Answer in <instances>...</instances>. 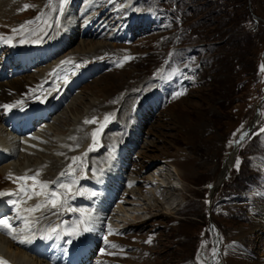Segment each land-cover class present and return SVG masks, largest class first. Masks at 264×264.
Masks as SVG:
<instances>
[{
    "label": "rangeland",
    "instance_id": "1",
    "mask_svg": "<svg viewBox=\"0 0 264 264\" xmlns=\"http://www.w3.org/2000/svg\"><path fill=\"white\" fill-rule=\"evenodd\" d=\"M14 1L17 4L16 14L23 17L22 20L15 18L16 22H10L11 31L20 28L30 17L40 14L39 10L31 8L43 2ZM130 1L135 5L136 12L123 8L126 0H116L113 12L108 5L103 7L105 1L96 0L94 6L93 3L87 5L85 0H77L79 5L76 9L79 14L82 13V18L77 23H69L77 35L75 33L74 38L68 43L66 41L63 51L59 52L63 53L61 60L67 57L64 62L77 67L75 75L80 71L77 79L81 86L70 93L73 95L81 90V94L74 100L79 105L71 103L69 108H66L67 103L74 97L71 95L66 99L67 96H64L57 108V119L55 116L53 119L50 117L47 123L53 126L50 133H56V128L64 127L69 135L77 125L91 129L86 138H89V143L92 140L91 148L94 150L89 149L90 152L85 154L81 163L72 160L73 165L68 168L77 165V171H68L73 179L82 171L83 175L78 179L79 190L90 187L92 180L85 182L87 179L84 175L93 169L91 160L103 157L114 147H106V134L114 131L116 125L117 128L130 125L125 131L121 129L123 135L136 137L130 145L132 150L126 161L129 170L124 173V177L128 176L131 181L137 179L133 185H128L125 184V178L123 184L118 185L117 188L125 195L120 196L122 198L113 196L110 203L113 212L101 224L100 237H95L99 234L97 231V235L92 234V229L87 228V238L90 242L99 239L94 247L96 252L100 243L106 242L108 246L110 233L119 235V238L124 237V231L126 234H136L134 237L129 235L119 244L122 245L120 251L123 256L120 253L122 259L117 260L116 264H206L219 235L223 246L218 261L219 264H227L226 247L236 238L240 239L231 234L249 229L246 237L242 238L243 246L264 264V225L250 229L251 209L245 204L250 203L245 200L249 199L247 193L250 191L257 189L264 194V172L254 169L252 163L255 155L264 157V0ZM97 8L101 18L111 21L114 29L106 22L100 24L101 21L94 28L82 29L84 18L91 16V12ZM91 28L93 35L85 36ZM82 40L92 42L93 45L87 44L91 49L101 42H118L121 45L110 52L108 48L111 46L101 47L95 56L87 57L85 51L90 49L87 47L85 50L80 46ZM94 59H99L103 66L99 65L94 71L88 70L89 75L81 77L84 69L95 65ZM39 68L42 65L32 67L25 75L37 74L47 67ZM114 73L119 78L106 77V74ZM117 81L122 87L119 90L114 88ZM106 83L112 90L103 94L98 89ZM165 84L168 86L163 92ZM151 85L154 86L153 93L161 96V104L150 108L151 103L158 99L150 98L152 91L148 92V88ZM177 91L184 94L176 97ZM91 97L98 99L102 108H96L95 113L89 114L83 121H70L71 112L80 116L83 109L91 110L87 107ZM131 109L138 110L135 121H142L139 130L136 123L134 128L127 121ZM258 109L261 111L258 122L246 137L239 140L242 142L237 143ZM84 113L86 116L87 112ZM106 117L110 119L104 121ZM181 120L193 128H204V135L200 131L203 137L198 136L200 138H194L193 143H188L185 129L179 122ZM35 126L31 132L36 131L39 124ZM131 128L133 132L128 131ZM121 139L117 138L115 142L120 143ZM44 144H37V148L31 149L34 150L32 153L22 154L26 165L35 162L38 165L45 158L43 154L51 152ZM179 149H185L192 167L182 173L177 170L172 171L173 174L171 171L160 172L158 168L166 164L165 160L175 156ZM232 153L234 157L228 170L225 168L226 160ZM169 167L170 164L167 165ZM39 172H43L41 167ZM39 172L37 175H40ZM166 173L174 177L173 189L163 183L166 182ZM31 176L29 174L27 177ZM73 179L64 177L57 182L48 180L50 184L47 188L54 185L56 188L49 189L60 191V182L71 180L70 184H77ZM157 181L162 182L158 189L154 184H160ZM36 186L37 190L39 185ZM130 190L131 194H128ZM59 194L56 193L54 199L58 197L60 203L62 194ZM81 199L69 200L72 203L68 206L77 209L73 203L81 205L84 201ZM42 216L46 217V212ZM213 222L219 227L214 233L211 228Z\"/></svg>",
    "mask_w": 264,
    "mask_h": 264
},
{
    "label": "bare ground",
    "instance_id": "2",
    "mask_svg": "<svg viewBox=\"0 0 264 264\" xmlns=\"http://www.w3.org/2000/svg\"><path fill=\"white\" fill-rule=\"evenodd\" d=\"M85 1L86 4L88 3L91 5V3H93L94 6L96 5V0ZM99 1H102V3L103 1H105V5L103 7L106 8V5H108V8L111 10V12H113V10L116 8L114 6V2L116 0ZM46 2L47 0H43V2L40 3L37 7L33 6L31 8V10H39L40 14H38L36 18L33 17L35 18L34 20L32 17H30L25 25H21L20 28L24 27V29L19 32L20 34L22 32L25 33L19 35L11 31L12 23L10 22H16L19 19L22 20L23 15L16 14L17 4H15L14 0H0V60H2L0 61V147L2 148L0 149V219H5L12 225V229L14 230L13 235L16 237L14 239L13 235L7 234V230L4 229L3 226H0V253L6 255L5 260H3L2 255L0 256V259L6 261L7 264H50L48 260L45 259L46 254H48L53 257L55 261L53 264H63L64 260L69 255L71 256L72 260H74L75 264H116L115 262H117V260H121V256H123V253L120 251L122 245L119 244H121L125 238H129V235H132V237H134L136 234L134 235L133 232L126 234L124 231V237L119 238V235H114L115 233L112 235L110 233L108 236L109 242L107 241L108 246H106V242H102L99 244V248L95 252L94 247L96 243H98L97 240L99 239H93L94 243L90 242L86 234L88 233V231L85 229H92L91 233L96 235L99 233L95 237H100V234H102L101 227H103L101 224L103 223V221L105 222V220L108 219L109 214L113 212L110 207V203H112L114 199L113 196H116L118 198L125 195V193L121 192L120 188H117L118 185L123 184L125 178V184L127 183L128 185H133L135 183L137 177L136 179L131 181L128 176L124 177V173H127L129 170L126 161L129 159V156L131 154V142L134 143L136 137L133 135L125 137L121 130L117 131L115 129L114 131L106 134V147L108 145L114 147L109 149L107 153L103 154V157H94L91 160L90 163L93 165V169L88 170L84 177L87 179V181L85 182H90L91 180L92 182L90 184V187L80 188L79 190L78 179L83 175L81 174L82 171L80 173H77L75 180L69 176L70 173L68 171H77V165H74L71 169L68 168L70 165H73L72 160H74V158H77V162L81 163L85 154L90 152L89 149L91 148L92 140L89 143V138L86 137L90 134L91 129L88 130L87 126L77 125L73 133H70L68 135L66 133L69 132L68 130L64 129V127H55L56 133H50L49 130H52L53 126L51 125V123H46V126H42L36 131L31 132V130L36 127L35 125L40 124V122L32 121H49L50 117L51 119H53L54 116V118L57 119V114L52 116L50 114L46 119L40 120V115H27L25 113L26 109H24L28 104L37 101L39 97L43 96L45 89L52 85L54 78L55 82L58 77H60L59 81L62 80V84L61 82H58V88L60 84L62 86L61 92L59 95H56L54 99L55 112L58 111L57 108L64 100V96H67L66 99H69V97L72 95L70 91H73L81 86L79 79H77V75L80 73V71H78L75 75L77 67L67 62H64L66 63L65 68L62 69L58 74H56L51 80L48 78V76H45L47 68L44 70L42 68H39L42 70H40V72L37 74H32L31 76L25 75V72L28 71L26 60L29 58V54L31 52L41 50L38 42L42 38L43 34L48 30L47 26L49 25L50 27L53 25V23H55V21H53V14L55 13L59 0H51L52 3L50 5L46 4ZM42 4L44 5V7ZM78 5L79 3L77 2V0H69L67 2L66 8L70 9L71 11H69L68 13L67 10H65L64 17L69 18L70 23H77L82 18V13L79 14L77 11L75 14L73 11L76 10ZM123 5V8H128L129 11H137L135 5L130 0H126ZM27 9L29 8L27 7ZM87 13L88 11L85 14ZM95 17L96 16L93 15L86 16L82 21L83 23H85L82 26V29L85 30V28L92 26V28H94V26L98 22H100V19L96 21ZM15 18L17 20L14 21ZM30 21L32 23H28ZM57 21L61 22L62 19L58 18ZM102 23L103 22H101L100 24ZM16 28L18 29V27ZM53 29L54 26L49 32L51 33ZM70 31H72V29L71 27H68V32ZM68 32H65V38ZM75 33V29H73V35L71 38H74V36L77 35V33ZM81 33H83V31H81ZM92 35L93 34L91 32L89 34H85V36L88 37ZM26 36H28V38H32V40L30 43L23 44ZM87 44L93 45L92 42H86L85 40H82L80 44L83 49L87 47L88 49H90H85V52H87V57L92 55L95 56L96 53L101 49V47L108 48L109 46H111L108 48V51L110 52L112 50L118 49L120 47L119 45H121V43L118 42H113L112 44L101 42L100 45H98L97 47L95 46V50V47L91 49V47L87 46ZM92 50H95V52L92 53ZM46 54H50L49 50L46 51ZM76 57L80 58L78 56ZM93 62H96V67H93L95 65L92 64L88 69H84V72L81 73V77L88 76V70H97L99 65L102 64L99 59H94ZM81 64L82 63H80L79 65ZM102 66L103 65H101L100 67ZM71 70H73L72 73ZM63 73L65 74L62 75ZM117 75L118 74L115 73L108 75L106 74V77L114 78L113 76L116 77ZM49 82L50 84H48ZM118 82L119 81H117V84L114 85V88L117 90L122 88ZM153 88L154 86L151 85V88H148V92L152 91ZM98 90L99 92L106 94L108 91L112 90V87H109V85H107L106 83L100 85V88ZM79 94H81V90L72 95L74 98L69 101L70 103H67L68 105L66 106V108H69V105L71 103L73 105H75L76 103L77 105H79L78 101H74L77 100L78 97H80L78 96ZM157 97V94H154L152 91L150 98ZM120 98L123 99L124 97L120 96ZM90 100L91 103H89V106L87 107L91 108V110L85 111V109H83L84 112H87L86 116L84 112L80 116L78 115V113L71 112L72 116L69 117V120H73L75 122L83 121V119L88 118L89 114H94L96 108H102L101 102H97L98 99L91 97ZM115 100H117V98H115ZM42 102H44L43 99ZM22 105L24 106L22 107ZM18 107H22L21 109L23 110H18L17 113L9 117L10 111ZM74 109L76 110L77 107H75ZM133 109H131L128 116L129 120L127 119V121H130L134 128H136V123L139 130L142 121H135L136 113L138 110L135 111ZM179 122L181 124V127L185 129L188 143H193L194 138L198 139L200 137H203L205 132H203L204 128H202L201 126L195 127L197 128V131H199L197 132L195 128H193L189 123L182 120ZM256 122L257 121H255L254 124H256ZM127 127L130 128V125L125 126L123 128V131L127 130ZM133 130L134 129L131 128L128 131L133 132ZM200 131L203 132V135H200ZM117 138H122L120 140V143L115 142ZM45 141H47V143H45ZM37 144H44L50 149L51 152L43 154L45 158L38 165H35L36 162L34 164L31 163L32 165L29 163H27L26 165L25 157L21 158L22 154L31 153L32 151L34 152V150L31 149L32 147L37 148ZM118 144L120 145L118 146ZM54 154L58 155V157H56ZM185 154V149H179L175 156L165 160L166 164H160L163 166H160V168L158 169L163 173L170 171L172 172L175 170H177L179 173H182L183 171L189 170L192 167V161L187 159L188 157ZM233 157L234 154H231V156L226 160L225 168L228 169V167L232 163ZM21 159L23 160V162H19ZM252 161L254 169H258L264 172V157L255 155L252 158ZM168 164H170L171 167L167 168ZM40 167L41 171H43L42 173L39 172ZM28 168L30 169L29 171ZM36 170L40 173V175H42H33L32 171ZM51 170H53V173L51 172ZM62 172L67 174L61 176ZM29 174H31L32 176H36V179H20V177H27ZM170 174H165L166 182L163 180V183L165 185L167 184V187L169 185V188L170 186L172 188L175 180L173 176L169 177ZM221 176L222 178H224L223 173L221 174ZM64 177H68L77 182V184H70L69 182H71V180L60 182V184H68L70 191L68 189L61 188L60 185H57L58 187H60V191H51V189L49 188L54 187V185L47 188L43 187L41 184V182H44L47 184V186H49L50 181L57 182L60 179V181H62ZM133 178L135 177L133 176ZM157 179L158 178L156 177L155 180ZM48 180L50 181L48 182ZM167 180H169V182H167ZM80 182H82V180H80ZM151 182L152 181H150V183ZM161 183H154L156 184V189L161 186ZM32 184L39 185V190L37 189L38 192H34L36 190V187L35 190L32 191V189L30 188V186L32 187ZM54 188H56V186ZM6 189H15L14 191L16 193L11 195L10 197H6L4 195ZM52 192H56L58 196L60 195L59 193L62 194L60 203L58 197L57 199H54L55 197L52 198V196L50 195ZM36 193L42 194L36 195ZM107 194H109V196ZM128 194H131V190L128 192ZM247 194L249 195V201L247 199L245 200L246 202L250 203L245 204L249 207V209H251L250 215L252 222L250 225V229L252 230L257 226L264 225V194L259 192V190L257 189L250 191ZM78 198H83L81 200H84L81 202V205L76 204L77 202L73 203L74 205H76L78 211L82 214L81 222L77 215V209H73L72 207L68 206V204L70 203L69 200L78 201ZM51 200H57L56 208L51 207ZM32 201L35 202L33 206H36L37 204H40L42 206L41 209L39 211H35V213L29 211V209H31ZM61 204H63V206H61ZM57 209H59L60 211L58 212ZM75 209L77 212L75 211ZM23 212L29 213L30 215L34 213V215H31L30 218L32 219L34 216V219H32L33 221L31 223V220L24 218L25 215H22ZM44 212H46V217L42 216ZM53 228L57 229L56 233L52 232ZM95 231H97L98 233H95ZM247 232H249V229L237 230L231 234L232 236L239 237L240 239L238 240V238H236L235 242L232 241L233 243H230L226 247L225 259L227 264H262L259 260H256L252 253L245 249V247L243 246L244 241L242 243V238L246 237ZM69 233L74 234L69 235ZM22 239L26 240L27 242L21 243L20 240ZM36 239H42L43 243L36 245L34 243ZM73 245H76L74 246V252H72Z\"/></svg>",
    "mask_w": 264,
    "mask_h": 264
},
{
    "label": "snow or ice",
    "instance_id": "3",
    "mask_svg": "<svg viewBox=\"0 0 264 264\" xmlns=\"http://www.w3.org/2000/svg\"><path fill=\"white\" fill-rule=\"evenodd\" d=\"M64 2H66V0H64ZM24 7L27 8L28 5H25ZM28 23H32V22L30 21V22H28ZM13 31L15 32L16 30L13 29ZM262 70H264V66H262ZM53 74H54V73H53ZM182 94H184V93L181 92V91H177V92L175 93V96L178 97V96H180V95H182ZM5 107H11V106H5ZM89 122H93V121H85V123H89ZM262 131H264V129H262ZM93 135H95V134H93ZM247 135H248L247 132H243V133L241 134L242 138H243V137H246ZM240 142H242V141H238L237 143H240ZM74 159H77V158H74ZM66 174H67V173L62 172V173H61V176H64V175H66ZM26 178H30V179L35 180V179H36V176H32V177H20V179H26ZM41 184H42L43 187H47V184H46V183L41 182ZM60 187H61V188H64V189H68V190L70 191V189H69V185H68V184L61 183V184H60ZM41 194H42V193H36V195H41ZM51 196L55 197V196H56V193H55V192L51 193ZM61 206H63V204H61ZM41 207H42V206H41L40 204H37L34 208L29 209V211H32V212L39 211V210L41 209ZM51 207H52V208H56V207H57V200H51ZM0 226H3V228L7 230V234H9V235H13V231H14V230L12 229V225H11L7 220H5V219H0ZM85 230H87V229H85ZM52 232H53V233H56V232H57V229H56V228H53V229H52ZM72 234H74V233H69V235H72ZM13 238L15 239L16 237L13 235ZM49 238H50V237H49ZM20 242H21V243H25V242H27V241L22 239V240H20ZM149 242H150V241H149ZM213 256H214V257L218 256V251H217V250H213ZM0 264H7V262H6V261H3L2 259H0ZM217 264H219V261H218V260H217Z\"/></svg>",
    "mask_w": 264,
    "mask_h": 264
}]
</instances>
